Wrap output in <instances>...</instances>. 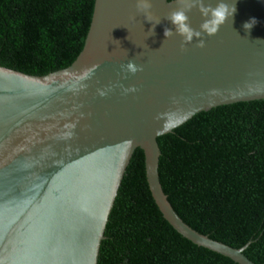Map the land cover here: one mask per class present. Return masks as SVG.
Masks as SVG:
<instances>
[{
	"label": "water",
	"instance_id": "1",
	"mask_svg": "<svg viewBox=\"0 0 264 264\" xmlns=\"http://www.w3.org/2000/svg\"><path fill=\"white\" fill-rule=\"evenodd\" d=\"M203 2L236 6L215 35L202 33L203 48L194 37L182 50L168 20L181 0H150V21L137 0H93L84 40L67 67L27 75L0 66V264H96L135 151L170 230L235 264H253L242 254L250 241L232 248L197 233L174 213L158 181L157 137L197 113L264 101V0ZM186 14L199 31V10ZM251 18L257 23L246 31ZM165 28L173 29L171 37ZM130 61L142 71H127ZM131 87L136 91H124ZM161 113L170 116L158 134Z\"/></svg>",
	"mask_w": 264,
	"mask_h": 264
},
{
	"label": "trees",
	"instance_id": "2",
	"mask_svg": "<svg viewBox=\"0 0 264 264\" xmlns=\"http://www.w3.org/2000/svg\"><path fill=\"white\" fill-rule=\"evenodd\" d=\"M93 0H0V66L27 75L67 67L84 40ZM158 181L188 227L264 262V101L219 106L156 138ZM96 264H235L168 228L129 160Z\"/></svg>",
	"mask_w": 264,
	"mask_h": 264
},
{
	"label": "clouds",
	"instance_id": "3",
	"mask_svg": "<svg viewBox=\"0 0 264 264\" xmlns=\"http://www.w3.org/2000/svg\"><path fill=\"white\" fill-rule=\"evenodd\" d=\"M182 7L178 10L172 11L168 20L173 24L176 34L180 35L183 38V43L181 45L183 50V45L189 44L193 41L194 37L198 39V43L196 47L203 48L205 47V42L202 38V33H206L208 36L215 35L220 26L225 23V21L229 17H233L236 12L235 3L231 5L219 2L215 7H212L210 4L205 6L203 0H181ZM137 10L139 12H143L145 17L150 21L151 18L149 16L148 10L151 8L150 0H137L136 3ZM193 8H197L201 13L202 17L205 19L200 25V30H194L190 27L189 17L186 14L188 11H191ZM159 21H157V24ZM257 23L255 18H251L249 21L243 24V28L246 31H250L252 27ZM154 28L152 31L154 32ZM173 35V29L165 28L164 36L165 38L171 37ZM98 66H94L93 69L89 70L86 75H90L95 68ZM126 70L135 74L137 71H142L141 67H138L135 63L129 62L126 65ZM127 92H135L136 88L131 87L124 90ZM106 93L104 91L100 92V95L103 96ZM170 113H161L157 116V119H162L164 121L162 125V129L158 130L159 134L164 128L168 127V117Z\"/></svg>",
	"mask_w": 264,
	"mask_h": 264
}]
</instances>
